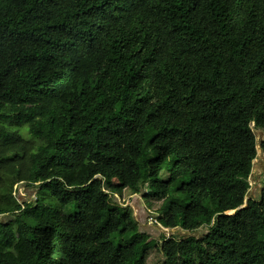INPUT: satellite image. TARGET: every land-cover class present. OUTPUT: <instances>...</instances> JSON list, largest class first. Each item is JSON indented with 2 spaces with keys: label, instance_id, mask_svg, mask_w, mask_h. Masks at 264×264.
I'll return each instance as SVG.
<instances>
[{
  "label": "trees",
  "instance_id": "16d2710c",
  "mask_svg": "<svg viewBox=\"0 0 264 264\" xmlns=\"http://www.w3.org/2000/svg\"><path fill=\"white\" fill-rule=\"evenodd\" d=\"M260 129L264 0H0V264H148L141 193L161 264H264Z\"/></svg>",
  "mask_w": 264,
  "mask_h": 264
},
{
  "label": "rangeland",
  "instance_id": "374dc122",
  "mask_svg": "<svg viewBox=\"0 0 264 264\" xmlns=\"http://www.w3.org/2000/svg\"><path fill=\"white\" fill-rule=\"evenodd\" d=\"M255 134L257 136V140L259 144L261 143L262 139L264 138V132L260 130H255ZM161 178L163 180H166V173L165 171L162 173ZM250 182V191L246 198V202L251 198H258L261 193L262 186L264 185V153L258 149V155L256 160L253 163V169L252 173L249 178ZM148 187V185H145V189ZM37 190L32 189L29 190L25 185H20L15 188V196L18 199H21L24 204L27 203V200L35 201L36 200V193ZM116 199L119 200V202L125 206H133L135 209L136 207H140V215L138 213H134L139 219L141 228L146 230L149 229L151 234L154 236V238L157 240V243L153 250L150 251L147 257L148 264H161L164 262V256L161 250V245L163 242V239H169L171 237H185L189 236L190 233L184 232L182 230L176 229V230H166L162 229L160 226L155 224V220H157L158 217V209L161 206V202L155 201V200H146L144 198V195L141 194H125L123 198L115 196ZM149 215V216H147ZM141 216L142 218L140 219ZM205 230L201 229L197 233L194 234L196 237H201L203 234H205ZM132 237V234H127L126 238L130 239ZM61 259H66L64 256H59Z\"/></svg>",
  "mask_w": 264,
  "mask_h": 264
},
{
  "label": "built area",
  "instance_id": "2783aa9c",
  "mask_svg": "<svg viewBox=\"0 0 264 264\" xmlns=\"http://www.w3.org/2000/svg\"><path fill=\"white\" fill-rule=\"evenodd\" d=\"M156 225L160 226L159 223L157 222V220L154 221Z\"/></svg>",
  "mask_w": 264,
  "mask_h": 264
},
{
  "label": "crops",
  "instance_id": "0c3cea01",
  "mask_svg": "<svg viewBox=\"0 0 264 264\" xmlns=\"http://www.w3.org/2000/svg\"><path fill=\"white\" fill-rule=\"evenodd\" d=\"M138 207V206H137ZM139 211H140V207H138ZM180 230V229H179Z\"/></svg>",
  "mask_w": 264,
  "mask_h": 264
},
{
  "label": "water",
  "instance_id": "95a60500",
  "mask_svg": "<svg viewBox=\"0 0 264 264\" xmlns=\"http://www.w3.org/2000/svg\"><path fill=\"white\" fill-rule=\"evenodd\" d=\"M244 207H245V206H244ZM244 207H243V208H244ZM241 209H242V208H241Z\"/></svg>",
  "mask_w": 264,
  "mask_h": 264
},
{
  "label": "clouds",
  "instance_id": "9594fccd",
  "mask_svg": "<svg viewBox=\"0 0 264 264\" xmlns=\"http://www.w3.org/2000/svg\"><path fill=\"white\" fill-rule=\"evenodd\" d=\"M163 229V228H162ZM167 230V229H166Z\"/></svg>",
  "mask_w": 264,
  "mask_h": 264
}]
</instances>
